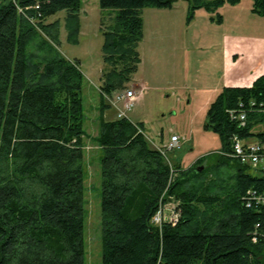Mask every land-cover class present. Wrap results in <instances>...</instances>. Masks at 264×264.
Instances as JSON below:
<instances>
[{
  "label": "trees",
  "instance_id": "16d2710c",
  "mask_svg": "<svg viewBox=\"0 0 264 264\" xmlns=\"http://www.w3.org/2000/svg\"><path fill=\"white\" fill-rule=\"evenodd\" d=\"M177 1L100 0L117 10L104 33L100 92L129 90L144 9ZM186 1L189 22L198 10L241 2ZM80 7L81 0L0 1V264H85V76L59 50V21L46 23L69 11L68 41L76 43ZM252 13L264 16V0H252ZM100 100L102 264H264V239L254 241L264 235V205L244 200L264 192V173L225 155L234 135L264 144V75L222 90L206 125L222 150L174 172L143 123L107 119L110 106ZM251 101L263 111H249L241 127L229 112ZM171 198L180 219L158 228L153 216Z\"/></svg>",
  "mask_w": 264,
  "mask_h": 264
},
{
  "label": "rangeland",
  "instance_id": "374dc122",
  "mask_svg": "<svg viewBox=\"0 0 264 264\" xmlns=\"http://www.w3.org/2000/svg\"><path fill=\"white\" fill-rule=\"evenodd\" d=\"M143 13L144 37L138 46L141 63L129 85L140 99L127 118L143 123L146 137L156 147L165 148L173 135L178 136L180 148L168 151L167 157L172 165L188 168L222 150L220 138L206 127L207 115L225 80L243 66L241 53L232 62L225 56L230 50L245 51L253 39L264 38V16L252 13V0L224 5L214 13L198 10L190 22L186 0H178L171 9L146 8ZM68 15L69 11H60L46 23L59 21V50L77 61L85 76V264H102V151L94 142L101 103L97 87L107 70L104 33L114 25L117 10L102 9L100 0H81L76 43L68 41ZM105 116L116 119V108L110 106ZM251 174L261 176L255 171Z\"/></svg>",
  "mask_w": 264,
  "mask_h": 264
},
{
  "label": "built area",
  "instance_id": "2783aa9c",
  "mask_svg": "<svg viewBox=\"0 0 264 264\" xmlns=\"http://www.w3.org/2000/svg\"><path fill=\"white\" fill-rule=\"evenodd\" d=\"M105 102L116 108L117 118H127V113L130 112L140 96L132 89L105 94L100 92ZM263 111V109H258L256 106V101H251L248 107L242 106L240 110L230 111V117L232 120L237 121L239 126L244 127L247 124V116L249 111ZM231 151L225 154L228 157L240 162L243 165L249 166L254 171H259L264 173V144L260 141H252L249 139H242L237 135H234L231 141ZM156 147V146H155ZM168 160L172 172H174L173 165L169 158L167 157L168 151H174L180 148V139L178 136H172L171 141L167 147H156ZM247 207H250L252 203L264 205V192L257 194L251 192L247 198H244ZM180 210L178 209V204L173 198L170 199L169 203L162 202L156 214L153 216L152 224L158 228H162L164 224L169 223L176 225L180 219ZM260 233H254V241H257V237L260 236L264 239V235H259Z\"/></svg>",
  "mask_w": 264,
  "mask_h": 264
},
{
  "label": "crops",
  "instance_id": "0c3cea01",
  "mask_svg": "<svg viewBox=\"0 0 264 264\" xmlns=\"http://www.w3.org/2000/svg\"><path fill=\"white\" fill-rule=\"evenodd\" d=\"M253 40L252 46L245 51L230 50L226 54L225 58L232 62L234 55L236 54L235 57H237L241 53L243 66L234 75L225 80L224 88L250 87L259 77L264 75V38H256ZM143 85L145 84L143 83ZM98 87L97 91L99 93Z\"/></svg>",
  "mask_w": 264,
  "mask_h": 264
}]
</instances>
